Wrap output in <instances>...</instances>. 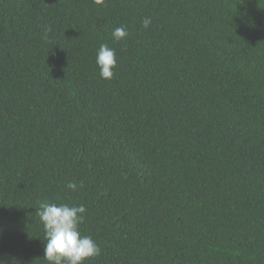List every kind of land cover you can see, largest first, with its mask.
<instances>
[{
	"label": "trees",
	"instance_id": "obj_1",
	"mask_svg": "<svg viewBox=\"0 0 264 264\" xmlns=\"http://www.w3.org/2000/svg\"><path fill=\"white\" fill-rule=\"evenodd\" d=\"M44 200L85 264H264V0H0V264H48Z\"/></svg>",
	"mask_w": 264,
	"mask_h": 264
},
{
	"label": "clouds",
	"instance_id": "obj_2",
	"mask_svg": "<svg viewBox=\"0 0 264 264\" xmlns=\"http://www.w3.org/2000/svg\"><path fill=\"white\" fill-rule=\"evenodd\" d=\"M104 0H95L102 4ZM151 24V18L145 17L142 26L146 29ZM47 29L44 39L47 40ZM128 36L125 27H117L112 31L113 39L120 41ZM96 64L103 79H111L117 66L115 49L107 44H101L96 54ZM66 187L72 191L78 188L77 183L69 182ZM79 187H83V182ZM86 207L83 204L56 203L41 201L36 209L43 226L44 254L43 259L48 264H85V261L101 255V248L91 235H83L80 225L85 221Z\"/></svg>",
	"mask_w": 264,
	"mask_h": 264
}]
</instances>
